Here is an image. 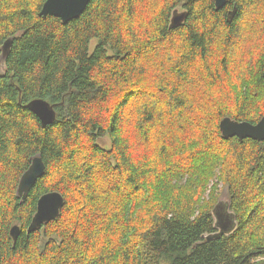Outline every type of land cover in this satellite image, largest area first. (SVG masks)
I'll return each mask as SVG.
<instances>
[{
  "label": "trees",
  "instance_id": "16d2710c",
  "mask_svg": "<svg viewBox=\"0 0 264 264\" xmlns=\"http://www.w3.org/2000/svg\"><path fill=\"white\" fill-rule=\"evenodd\" d=\"M46 1L0 0V264H264V141L220 129L264 117V0H90L67 24ZM48 192L65 206L28 234Z\"/></svg>",
  "mask_w": 264,
  "mask_h": 264
},
{
  "label": "water",
  "instance_id": "95a60500",
  "mask_svg": "<svg viewBox=\"0 0 264 264\" xmlns=\"http://www.w3.org/2000/svg\"><path fill=\"white\" fill-rule=\"evenodd\" d=\"M90 0H47L40 12L41 16H53L62 20L64 24L78 19L85 11ZM228 3V0H215L216 8L222 9ZM233 14V13H232ZM186 14L184 12H174L171 19V26L178 27L185 21ZM12 41L8 40L3 46V54L6 56L11 47ZM32 113H34L41 121L43 126L52 124L57 113L54 106L45 99H35L26 105ZM222 135L226 138L238 137L239 139H253L264 141V117L257 124L249 122H239L231 118H224L220 123ZM46 173V164L40 155L33 158L29 169L22 175L17 196L24 201L32 188L36 185ZM65 206V198L59 192H48L40 197L37 203V211L27 229V233H35L44 225L56 220ZM226 226L222 228L220 235L226 232ZM21 228L15 225L11 229V236L15 240L20 236Z\"/></svg>",
  "mask_w": 264,
  "mask_h": 264
},
{
  "label": "rangeland",
  "instance_id": "374dc122",
  "mask_svg": "<svg viewBox=\"0 0 264 264\" xmlns=\"http://www.w3.org/2000/svg\"><path fill=\"white\" fill-rule=\"evenodd\" d=\"M177 11L182 12L180 10H177ZM4 70H5L4 59L2 57H0V74L3 73ZM220 192H221L220 203H219V206L217 208V212L219 215L218 222L221 224L222 223L225 224L227 222V220L231 217L230 215H232V213L229 209L230 198H229V192H228L227 187H222ZM221 224L218 226L216 234L220 233L219 228H221V226H223ZM233 226H234V224H233ZM233 226H232V228H233ZM232 228H230V229L232 230ZM231 230H229V232Z\"/></svg>",
  "mask_w": 264,
  "mask_h": 264
},
{
  "label": "bare ground",
  "instance_id": "6f19581e",
  "mask_svg": "<svg viewBox=\"0 0 264 264\" xmlns=\"http://www.w3.org/2000/svg\"><path fill=\"white\" fill-rule=\"evenodd\" d=\"M2 58H4V56H2ZM223 137H224V136H223ZM224 138H225V137H224ZM229 139H230V138H229ZM214 216H215V225H216V228H218V226H219L221 223L218 222V217H219V215H218L217 210L215 211ZM229 220H232V218L230 217V218L227 220V222H228ZM227 222H226L225 224H224V223L221 224V225H223V226H221V228H219L220 233H221V231H222V228H224L225 226H226V228H227V231H226V232H229V229H230V227L232 226V224H231V226L228 228V226L226 225ZM231 223H232V222H231ZM220 233H219V234H220Z\"/></svg>",
  "mask_w": 264,
  "mask_h": 264
},
{
  "label": "flooded vegetation",
  "instance_id": "af4514ba",
  "mask_svg": "<svg viewBox=\"0 0 264 264\" xmlns=\"http://www.w3.org/2000/svg\"><path fill=\"white\" fill-rule=\"evenodd\" d=\"M219 218V217H218ZM231 222H232V220H229L228 222H227V226H228V228L231 226Z\"/></svg>",
  "mask_w": 264,
  "mask_h": 264
}]
</instances>
